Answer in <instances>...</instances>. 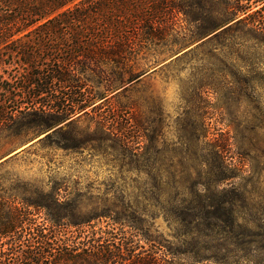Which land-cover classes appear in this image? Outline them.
<instances>
[{"label": "rangeland", "instance_id": "obj_1", "mask_svg": "<svg viewBox=\"0 0 264 264\" xmlns=\"http://www.w3.org/2000/svg\"><path fill=\"white\" fill-rule=\"evenodd\" d=\"M232 22L139 55L121 83L114 62L102 65L105 79L83 94L89 106L67 119L1 130V194L37 206L39 223L71 218L72 207L88 216L138 204L149 227L128 241L138 258L158 264H264V36L245 30L241 46L212 40ZM9 62L0 79L26 74ZM197 182L208 200H235V231L198 239L174 215L175 192L191 198Z\"/></svg>", "mask_w": 264, "mask_h": 264}, {"label": "trees", "instance_id": "obj_2", "mask_svg": "<svg viewBox=\"0 0 264 264\" xmlns=\"http://www.w3.org/2000/svg\"><path fill=\"white\" fill-rule=\"evenodd\" d=\"M263 2L0 0V65L10 61L26 70L25 75L17 70L0 79V131L26 123L48 127L84 110L91 100L84 92L92 83L101 84L106 76L102 65L109 62L116 64L112 71L121 83L130 73L127 62L139 55L169 52L231 21L212 40L240 39L232 45L241 46L248 30L264 36V18L259 16ZM75 69L82 76L72 73ZM87 70L90 76L83 75ZM219 154L217 150L227 168ZM200 186L197 182L190 189L191 198L175 192L174 215L198 239L235 231L240 226L235 200H208ZM30 207L37 206L19 204L0 192V264H158L151 257L138 258L128 241L133 232L149 227L138 204L130 213L93 210L88 216L72 207L71 218L57 216L47 223L37 222Z\"/></svg>", "mask_w": 264, "mask_h": 264}]
</instances>
